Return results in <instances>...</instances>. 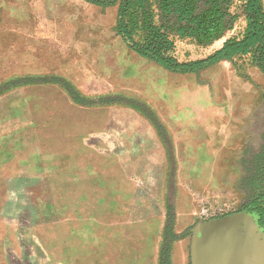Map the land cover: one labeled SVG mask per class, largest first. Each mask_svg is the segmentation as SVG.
Returning <instances> with one entry per match:
<instances>
[{
	"label": "rangeland",
	"instance_id": "rangeland-1",
	"mask_svg": "<svg viewBox=\"0 0 264 264\" xmlns=\"http://www.w3.org/2000/svg\"><path fill=\"white\" fill-rule=\"evenodd\" d=\"M115 19L82 0H0V264H190L195 225L242 211L248 171L264 180L263 140L236 162L191 163L229 191L198 194L179 230V192L203 193L204 179H189L166 127L198 75L134 54ZM210 52L178 43L176 55Z\"/></svg>",
	"mask_w": 264,
	"mask_h": 264
},
{
	"label": "trees",
	"instance_id": "trees-1",
	"mask_svg": "<svg viewBox=\"0 0 264 264\" xmlns=\"http://www.w3.org/2000/svg\"><path fill=\"white\" fill-rule=\"evenodd\" d=\"M82 1L101 9L115 8V31L123 43L169 73L198 75L222 61L235 63L247 57L264 75V0ZM240 21L245 23L242 32L230 35ZM222 40L219 48L203 58H177L178 43L209 49ZM261 149L253 158L262 163L264 147ZM259 168L258 173L264 163ZM245 178L251 185L245 187L248 199L242 211L254 215L264 232V180L258 177L252 181L249 171Z\"/></svg>",
	"mask_w": 264,
	"mask_h": 264
},
{
	"label": "crops",
	"instance_id": "crops-1",
	"mask_svg": "<svg viewBox=\"0 0 264 264\" xmlns=\"http://www.w3.org/2000/svg\"><path fill=\"white\" fill-rule=\"evenodd\" d=\"M244 26L243 21L238 22L232 34L238 35ZM222 42L223 40L215 43L214 47L210 48L211 52L219 48ZM234 62L222 61L203 70L198 77L186 75L198 78L196 88L192 91L193 98L188 108L184 107L170 114L171 123L166 128L172 132L175 144L179 146L181 143L186 147L185 152L175 155L176 159L181 161L178 157H183L185 162L189 163L188 172H193H190L189 179L196 180L198 176L204 179L203 193L194 191L197 189L195 184L192 191H185L183 188L179 192L176 202V225L179 230L194 222L195 200L198 194L202 196L201 199L210 198L213 186L222 195L229 191L221 189L223 181L217 174V169L213 171L212 167H204L197 170L196 167L192 168L191 163L236 162L248 152L254 139L263 140L264 144V75L247 57L236 59ZM201 144L205 147L202 148V153H199L197 149ZM189 150L192 153H189ZM112 229H117V226L110 224L106 230L107 234Z\"/></svg>",
	"mask_w": 264,
	"mask_h": 264
},
{
	"label": "water",
	"instance_id": "water-1",
	"mask_svg": "<svg viewBox=\"0 0 264 264\" xmlns=\"http://www.w3.org/2000/svg\"><path fill=\"white\" fill-rule=\"evenodd\" d=\"M190 264H264V232L254 215L239 211L198 223L189 244Z\"/></svg>",
	"mask_w": 264,
	"mask_h": 264
}]
</instances>
